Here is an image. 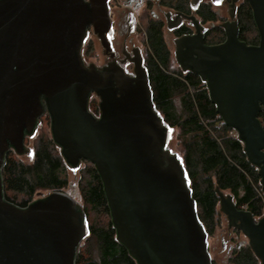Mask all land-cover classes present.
<instances>
[{"label": "water", "instance_id": "1", "mask_svg": "<svg viewBox=\"0 0 264 264\" xmlns=\"http://www.w3.org/2000/svg\"><path fill=\"white\" fill-rule=\"evenodd\" d=\"M203 1L191 2L194 12L186 19L195 33L175 40L176 63L206 85L264 190V0H243L259 33L256 46L239 37L241 0H230L229 20L219 25L225 41L207 45V29L195 16ZM108 2L0 0V264H76L90 232L87 216L67 193H40L26 207L5 197L8 151L27 153L24 139L38 134L43 114L66 165H94L117 240L137 264H213L183 161L169 150L173 128L155 107L140 50L133 75L116 63L98 69L83 60L89 29L102 65L104 50L112 52ZM92 94L100 101L99 117L88 107ZM216 193L229 226L264 264V217L239 209L219 188Z\"/></svg>", "mask_w": 264, "mask_h": 264}, {"label": "trees", "instance_id": "2", "mask_svg": "<svg viewBox=\"0 0 264 264\" xmlns=\"http://www.w3.org/2000/svg\"><path fill=\"white\" fill-rule=\"evenodd\" d=\"M240 5L237 11L240 40L256 46L260 38L251 6L247 2ZM199 15L204 23L217 21L210 6H203ZM213 30L216 35L209 43L225 40V33L220 28ZM147 43L149 57L145 64L153 101L165 123L179 129L183 165L198 219L205 232L209 237L213 236L219 225L217 188L232 195L239 209L251 212L254 217L261 216L263 202L259 194L264 193L259 184L261 177L245 157L243 143L231 135L233 130L217 114L206 85L194 74L170 68L172 52L165 41L162 26L154 24L147 29ZM259 115L264 125V112ZM56 147L53 140H42L32 163L28 164L14 160L11 155L6 157L2 170L6 193L11 191L26 198L18 205L15 198L7 195L11 203L26 207L33 202L36 193L64 192L67 189V165ZM82 187L87 218L90 210L110 215L104 186L95 168ZM89 231L81 244H86V247L82 249L80 245L77 251L76 264H137L117 240L111 221L107 227L89 224ZM235 254V264H260L248 246Z\"/></svg>", "mask_w": 264, "mask_h": 264}, {"label": "rangeland", "instance_id": "3", "mask_svg": "<svg viewBox=\"0 0 264 264\" xmlns=\"http://www.w3.org/2000/svg\"><path fill=\"white\" fill-rule=\"evenodd\" d=\"M207 1V0H206ZM115 3V2H114ZM244 3L243 0H241L237 5L240 7ZM228 3L225 1V5L223 6H215V9L220 12V17L219 21L216 22V26L221 24L223 21L229 20V14H228ZM119 6L116 5V7H112L113 12L115 13L118 11ZM215 10V11H216ZM116 21V18H115ZM141 26V30H137V32L134 33L132 38V44L128 45V50L130 51L133 47L139 48L141 51H145L147 49L146 45V35H145V22H143ZM211 27V24H205V28L209 29ZM214 31V30H213ZM213 35L210 37L213 38L214 35H216V32L212 33ZM164 38L165 41L172 52V61L171 63V69L178 70L180 71V68L176 62V57L174 55L175 51V45H174V36L168 34L167 31L164 32ZM113 41V51L119 52L120 50V40L119 36L115 37ZM83 57L86 62V65H89L91 62H94L98 66H102V62L100 58L97 55V52L95 50V40H94V33L93 30H91L87 40L84 43L83 46ZM99 99L96 96H92L91 98V111L95 115H100L99 111ZM162 116V115H161ZM179 129H173L172 130V142L169 144V150L177 155L179 158L182 159L183 157V146L178 139L179 135ZM42 140H52V132H51V120L49 115L45 116L39 126L38 134L33 135L27 139V153L23 155H18L15 153H12L11 156L14 160L22 162L24 164L32 163L35 155V150L37 149V146L40 144ZM57 151L60 153V149L58 147ZM94 169V165L91 164V162L83 161L81 162L80 166L73 170L67 166V176H68V181H69V186L67 189L64 190V193L69 194L71 197H73L77 204H79L80 208L84 211L85 213V203L83 199V185L86 184V180L89 178L90 171ZM43 194H49L46 191L40 192ZM40 193H36L35 196L32 198L33 201H37L40 198ZM226 194H229L226 192ZM7 195L11 198L14 199L16 204L20 205L22 204L23 201L26 200L22 195L15 194L11 191H7ZM28 200V198H27ZM218 221L219 225L217 226L215 233L213 236L209 237V255H211L213 264H235L233 261L237 254L236 249L240 246L243 247L248 245V240L247 238L240 232L236 231V229L231 228L229 226V222L227 217L221 213L220 211V205L218 206ZM86 214V213H85ZM88 223L90 225H96V226H106L108 223L111 221L110 215L105 214V213H100L98 211L94 212L92 210L89 211L88 213ZM82 246V249L85 246ZM230 248L232 250H230Z\"/></svg>", "mask_w": 264, "mask_h": 264}, {"label": "flooded vegetation", "instance_id": "4", "mask_svg": "<svg viewBox=\"0 0 264 264\" xmlns=\"http://www.w3.org/2000/svg\"><path fill=\"white\" fill-rule=\"evenodd\" d=\"M224 1H227L228 3L227 7H229L230 0H224ZM223 4L225 5V2ZM116 5L119 6V9H117L118 11L114 13L112 10V7L115 8ZM212 5L213 4L209 1L201 2L198 9L195 11V16L200 20L201 24L204 27H205V24H208V23L211 24V27L207 29V32L205 34V40H206L207 45L215 46V45L222 44L225 40L222 42H217V43H209V40H210L209 37L210 35H212L211 33L213 29L220 28L219 27L220 24L218 26L215 25L216 22L219 21L220 12L217 10L215 11ZM108 6H109V16L111 19V23H112L111 25H112V30H113V35L109 39L111 43L112 52L105 53V50H104L105 61L102 66L90 64V65L96 66L98 69H102V68L108 67L110 64L116 63V65L122 67L128 75H133L134 73L133 58H135V50L139 48L133 47L129 51L128 45L132 44L131 36H133L134 33L137 32L138 29L141 30V26L142 24H144L143 22L146 23L145 24V28H146L145 35H146L147 49H148L147 29L154 24L155 26H159V25L162 26L163 33L167 31L168 34L170 33V35L174 36V41H173L174 45H175L176 39L182 36L193 35L195 33V29L193 25L191 24V21L186 19V17L193 15V12H194L191 9V0H109ZM203 6H210L212 8L213 12H215L216 17H217L216 22H208V23L203 22L201 16L199 15V11L201 10ZM115 18H116V21H115ZM220 29L223 31L222 28ZM91 30L92 29H89V34ZM117 36H119V40L121 44L119 52L113 51V41L112 40H114V38ZM147 49L145 51H141L139 49L141 56L144 60L143 64L147 62L148 57H149V51ZM83 60H84V57H83ZM86 66H89V65H86ZM180 71L182 70L180 69ZM93 95L94 94H92V96ZM91 98H90L89 106L91 105ZM90 111H91V108H90ZM45 116H47V114H43L40 117L39 121L37 122L38 123L37 129ZM95 116L99 117L100 115H95ZM29 137L30 136L26 135L24 139V146L26 150H27V139ZM12 153L16 154V150L14 148H11L8 151L7 156L11 155ZM5 197L8 200L6 189H5ZM247 246L250 247L249 244ZM243 247L245 246L243 245ZM241 248L242 247L239 246L236 249V252H239ZM230 250L232 249L230 248Z\"/></svg>", "mask_w": 264, "mask_h": 264}, {"label": "built area", "instance_id": "5", "mask_svg": "<svg viewBox=\"0 0 264 264\" xmlns=\"http://www.w3.org/2000/svg\"><path fill=\"white\" fill-rule=\"evenodd\" d=\"M231 135H232L234 138H237V133H236L235 131H233V132L231 133ZM259 196H260V198L262 199V202H263V212H262V215H261V216L256 217L257 219H260V218L264 217V193H260Z\"/></svg>", "mask_w": 264, "mask_h": 264}, {"label": "crops", "instance_id": "6", "mask_svg": "<svg viewBox=\"0 0 264 264\" xmlns=\"http://www.w3.org/2000/svg\"><path fill=\"white\" fill-rule=\"evenodd\" d=\"M206 1V0H205ZM207 1H209V2H211L213 5V9H215V6H217V7H219V6H223V3L225 2L224 0H222L221 2H219V3H216V2H214V0H207ZM191 2H192V0H191ZM231 2V1H230ZM200 5V4H199ZM192 9V8H191ZM216 10V9H215ZM229 14V13H228ZM227 21V20H226ZM225 22V21H224ZM222 24V23H221ZM174 55H175V51H174Z\"/></svg>", "mask_w": 264, "mask_h": 264}]
</instances>
